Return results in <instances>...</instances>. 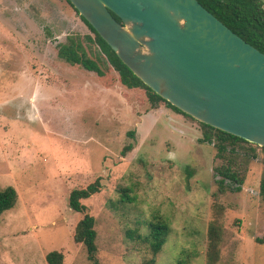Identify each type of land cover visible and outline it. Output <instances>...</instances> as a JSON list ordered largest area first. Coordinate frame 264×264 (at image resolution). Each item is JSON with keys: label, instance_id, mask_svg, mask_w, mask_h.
<instances>
[{"label": "rangeland", "instance_id": "1", "mask_svg": "<svg viewBox=\"0 0 264 264\" xmlns=\"http://www.w3.org/2000/svg\"><path fill=\"white\" fill-rule=\"evenodd\" d=\"M87 33L65 0H0V189L17 192L0 216V264H47L52 251L63 255L62 264H88L84 246L72 239L81 214L69 208L68 193L97 177L101 191L83 204L95 219L101 264L143 263L147 244L127 231L146 234L156 219L170 231L155 264H205L220 178L214 167L228 162L198 142L195 121L164 105L150 110L143 93L121 83L105 87L57 55L68 36ZM131 128L135 146L121 156ZM251 147L255 158L239 147L226 152L242 184L218 194L224 211L217 264H264V243L255 242L264 236V150Z\"/></svg>", "mask_w": 264, "mask_h": 264}, {"label": "water", "instance_id": "2", "mask_svg": "<svg viewBox=\"0 0 264 264\" xmlns=\"http://www.w3.org/2000/svg\"><path fill=\"white\" fill-rule=\"evenodd\" d=\"M68 1L162 99L264 147V53L197 0Z\"/></svg>", "mask_w": 264, "mask_h": 264}, {"label": "trees", "instance_id": "3", "mask_svg": "<svg viewBox=\"0 0 264 264\" xmlns=\"http://www.w3.org/2000/svg\"><path fill=\"white\" fill-rule=\"evenodd\" d=\"M86 25L89 33L68 36L65 43L57 46V55L70 65L81 67L86 71L95 73L98 81L105 87H112L121 83L128 90L143 93L148 109L153 110L161 105L167 106L186 118L195 121L201 129V137L198 142L211 144L215 147L216 158L226 160L227 164L214 167L217 179V189L212 193L210 205L211 217L208 221L206 231V245L204 249L205 264H217L220 259V247L223 241L222 214L224 208L218 200V194L225 191L238 192L241 189L242 179L232 164L233 158L227 157L226 152L233 151L235 147L243 148L242 144L249 145L245 153L255 158L254 149L249 143L239 137L228 134L207 124L198 122L192 117L182 113L166 100L162 99L148 86H146L132 71L126 67L117 57L115 52L97 34V32L86 22L73 8L68 0H65ZM205 9L220 20L232 32L237 34L247 43L264 53V4L260 0H197ZM119 21V18L113 14ZM89 54H92V58ZM134 128L129 129L124 135V144L120 149L121 156H125L135 146ZM264 150V147H260ZM249 151V152H248ZM247 159V158H246ZM189 170V169H187ZM191 174V173H190ZM102 189L100 177L95 178L85 186L74 188L68 193V206L71 210L81 214L72 231L74 243L84 246L88 264H101L98 259V247L96 245L95 219L86 211L83 201L90 196L99 193ZM121 197L126 201L130 200L127 190L120 188ZM258 195L264 201V172L258 184ZM17 199V192L12 186L0 189V216L13 207ZM169 225L161 220L149 224V232L140 234L136 229L127 231L131 240L147 244L150 256L141 264H155L156 256L161 251L169 235ZM256 243L263 244L262 238L256 237ZM63 255L60 252L52 251L46 254L47 264H62ZM178 264L180 261L177 262Z\"/></svg>", "mask_w": 264, "mask_h": 264}]
</instances>
